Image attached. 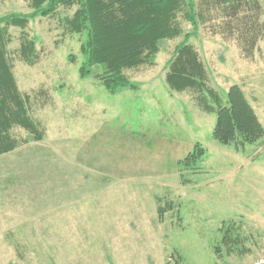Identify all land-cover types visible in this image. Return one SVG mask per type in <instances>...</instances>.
Returning <instances> with one entry per match:
<instances>
[{
    "label": "rangeland",
    "instance_id": "rangeland-1",
    "mask_svg": "<svg viewBox=\"0 0 264 264\" xmlns=\"http://www.w3.org/2000/svg\"><path fill=\"white\" fill-rule=\"evenodd\" d=\"M75 9L10 28L12 70L42 138L16 126L21 144L0 155V264L252 262L264 253V137L220 143L202 94L165 78L188 36L208 86L226 102L239 85L264 125V44L246 59L181 17L183 33L161 42L155 66L126 71L136 89L111 93L96 71L80 75L87 33L65 25ZM33 11L30 0H0V16ZM23 32L37 39L33 66L19 54ZM196 144L203 155L185 163Z\"/></svg>",
    "mask_w": 264,
    "mask_h": 264
},
{
    "label": "trees",
    "instance_id": "trees-1",
    "mask_svg": "<svg viewBox=\"0 0 264 264\" xmlns=\"http://www.w3.org/2000/svg\"><path fill=\"white\" fill-rule=\"evenodd\" d=\"M30 5L34 9L31 14L0 16V155L21 144L13 135L16 126L42 138L38 123L28 113L8 50L10 28L24 29L37 15L51 16L61 7H76L71 16L65 17V25L69 33H87L81 47L85 61L79 68L80 75L87 77L96 71L111 93L121 88L136 89L126 71L155 66L161 42L183 33L181 17L235 42L246 59H252L264 44V0H30ZM19 54L28 65L38 63L35 36L23 32ZM165 79L174 91L202 94L204 108L217 113L214 137L220 143L245 145L264 137V125L239 85L230 87L226 102L208 86L207 67L188 36L178 45ZM208 96L216 109L207 101ZM203 153V147L196 144L184 162L196 164Z\"/></svg>",
    "mask_w": 264,
    "mask_h": 264
},
{
    "label": "built area",
    "instance_id": "built-area-1",
    "mask_svg": "<svg viewBox=\"0 0 264 264\" xmlns=\"http://www.w3.org/2000/svg\"><path fill=\"white\" fill-rule=\"evenodd\" d=\"M249 264H264V253L257 256L252 262Z\"/></svg>",
    "mask_w": 264,
    "mask_h": 264
}]
</instances>
